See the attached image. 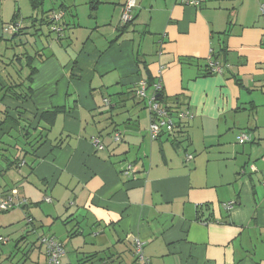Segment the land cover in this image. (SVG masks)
<instances>
[{"label": "crops", "instance_id": "1", "mask_svg": "<svg viewBox=\"0 0 264 264\" xmlns=\"http://www.w3.org/2000/svg\"><path fill=\"white\" fill-rule=\"evenodd\" d=\"M97 1L91 9L89 0H43L34 9L31 0H0V44L6 30L12 40L29 36L19 54L36 70L16 89L30 87L24 100L5 92L13 75L0 71L8 117L0 196L26 200L0 219L14 238L0 264H46L42 236L63 244L61 264H139L134 239L146 264H264V0H205L197 9L135 0L118 40L127 0ZM56 13L61 32L41 41L52 27L43 20ZM15 23L18 34L8 30ZM209 60L220 74L204 75ZM25 61L18 83L29 74ZM158 70L166 104L189 117L151 141L135 90ZM53 111L51 123L40 119ZM23 127L41 133L34 148L24 146ZM243 134L251 141L239 144Z\"/></svg>", "mask_w": 264, "mask_h": 264}, {"label": "built area", "instance_id": "2", "mask_svg": "<svg viewBox=\"0 0 264 264\" xmlns=\"http://www.w3.org/2000/svg\"><path fill=\"white\" fill-rule=\"evenodd\" d=\"M205 0H179V2L184 6H189L192 8H199ZM135 7V0H127L121 15V23L126 24L132 20V10ZM260 16L264 20V3L259 5ZM62 18V13H56L52 15L51 21L54 25H52V31L56 33H60L61 29L58 28L55 24H57ZM19 24H10L8 26V30L16 33L19 31ZM209 69L212 74H220L221 70L217 63H212L210 60L208 61ZM161 70H158L157 76L158 79L153 86V92L151 96L147 98L146 96V83L142 81L139 84L138 89L135 90V96L140 100H146L147 103V112L149 116V125H148V134L151 141L157 140L162 134L167 133L171 134L176 129V123L183 122L187 120L189 117L188 113L178 112L174 116L170 114L166 109L162 108L155 100L154 93L160 91L162 89V84L160 79ZM116 140L119 139V135H115ZM251 137L248 134H243L238 138V143L243 144L245 142H250ZM93 145L95 148L102 150V146L99 144L98 140L93 141ZM189 160L191 157H187ZM125 173L131 174V166H126ZM47 202H50V199H46ZM26 204V200L18 198L16 192L13 191L9 195L0 196V213H7L15 208H19ZM226 210H230L233 206V203H229L224 205ZM31 219H28V223H31ZM0 242L5 244L7 239L0 238ZM39 245L43 248L46 264H61V259L64 256V246L61 242L56 240L52 236H42L39 238ZM143 245L139 239H134L132 246L134 249V254L136 257V261L139 264H146V259L143 255Z\"/></svg>", "mask_w": 264, "mask_h": 264}, {"label": "trees", "instance_id": "3", "mask_svg": "<svg viewBox=\"0 0 264 264\" xmlns=\"http://www.w3.org/2000/svg\"><path fill=\"white\" fill-rule=\"evenodd\" d=\"M33 6H34V9H37L39 7L42 6L43 4V0H31ZM89 4H90V8L91 9H95V7L97 6L98 4V1L97 0H89ZM133 22V18L130 22L126 23V24H122L121 23V29H119V34L118 36L116 37L118 40L121 36H122V32L123 31H126V29L132 24ZM43 23H45L46 25H53V22L51 21V18L49 19V23L46 21V20H43ZM20 27V25H19ZM21 31V28L19 29V31H17L16 33L18 34L19 32ZM51 32H54L52 31L51 29ZM24 56V59L26 60V66L28 67L29 69V74L27 75V77L25 78V80H23L22 83H18V82H11V81H8V85L6 86L5 88V92H10L12 93V98H16V99H19V100H24L26 99L27 97H29L32 93L31 90H30V87L28 86L27 87V90L25 91L26 94H23V95H20V93L17 92L16 89H19L21 88L23 85L27 84L29 85L30 84V81H31V78L32 76L35 74L36 70L31 66V63L33 62L34 58L33 57H30V56H25L23 54L21 55H17L14 57L12 63H14V61L16 62L17 65H19V61H20V58ZM17 58V59H16ZM20 66V65H19ZM204 75L205 76H209V75H212V73L210 72V69H209V65H208V62L206 63L205 65V72H204ZM156 79L154 78H150L148 79L145 83H146V91L148 89L151 90V92H153V86L154 84L156 83ZM163 89H161L160 91L154 93V96H155V100L156 102L164 109H166L170 114H172L173 116L178 113V112H182V110L180 109H173L171 108V106L167 105L166 102H165V98L163 96ZM6 96V95H5ZM149 96H147L148 98ZM141 103H143L144 105V109L147 111V103H146V100H141ZM59 111H53V112H49V113H42L41 114V117L40 119L42 118V120H46L48 123H51L53 121V118L54 116L58 113ZM3 113V116L2 118H0V127H2L6 120L8 119L7 115H6V111H2L0 109V115ZM184 122V121H183ZM183 122H180V123H176V129L174 132L176 131H179L180 130V126L183 124ZM20 138L23 139L24 141V146L26 147H29V148H34L37 143L41 140L42 136H41V133L40 132H37V129L34 128L32 129L31 127H26V128H22L20 129ZM37 132V134L35 135V133ZM173 132V133H174ZM115 136V135H114ZM24 150L26 153L28 152L27 150L25 149H22ZM16 164V162H12V165ZM9 195V194H8ZM6 196V195H5Z\"/></svg>", "mask_w": 264, "mask_h": 264}, {"label": "rangeland", "instance_id": "4", "mask_svg": "<svg viewBox=\"0 0 264 264\" xmlns=\"http://www.w3.org/2000/svg\"><path fill=\"white\" fill-rule=\"evenodd\" d=\"M24 2H25V6H24ZM21 4H23L22 5V7H23L22 11L24 10V11L29 12V8H28V6H26V1L21 2ZM47 8H48V6H47ZM21 16L23 18L22 21L24 22L22 25L24 27L26 26L29 28L30 22H29L28 17H26V15H21ZM48 16H49V14H48ZM45 18H46V15H45ZM15 24H17V23H15ZM42 30L44 31V33H43L44 36H40L41 41H45V39H46L45 37L49 33H51V35H54V32L49 31L48 27L45 25L43 26ZM7 32L8 31L6 30V32L4 33V36H3L2 44H0V61H2V63H4V65H2L0 63V71L1 72L4 71L6 77L13 75V79L11 82H17L18 77L24 75V71L23 72L20 71L21 66L17 65L15 61H14V63H12V61L14 59V54L15 55H21V54H19L20 51L23 52L24 49H23V47L20 46V42H22V45L25 46L27 51H28L29 45H27V42L31 43L32 39L29 36L26 37L24 35H21V36H15L16 38H14V40H12V34H10L9 32L7 33ZM39 35L37 37H39ZM22 67H24V66H22ZM9 152L12 153V150H10ZM0 161H2V160L0 159ZM0 182L3 183V181L1 180V177H0ZM8 214H9L8 212H7V214H5V213L1 214L0 213V219H6V218H1V217H3L4 215L7 216ZM3 230L4 229L1 227L0 228V237L1 238H7L8 247H6L5 244H2V242H0V251L3 249L8 250V249L12 248V246L14 244V238H12V235L7 237L6 236L7 234L4 233Z\"/></svg>", "mask_w": 264, "mask_h": 264}]
</instances>
